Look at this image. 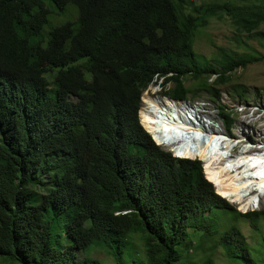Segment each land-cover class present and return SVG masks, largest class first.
Listing matches in <instances>:
<instances>
[{"label": "trees", "instance_id": "obj_1", "mask_svg": "<svg viewBox=\"0 0 264 264\" xmlns=\"http://www.w3.org/2000/svg\"><path fill=\"white\" fill-rule=\"evenodd\" d=\"M69 9L75 22L52 21ZM223 14L258 37L264 0L193 7L187 0H0L1 259L104 264L84 255L99 247L134 264H179L194 231L234 264H264V240L254 254L238 226L220 232L208 213L233 206L202 162L156 144L143 107L139 120L142 94L158 78L170 98L205 92L219 102L229 73L264 59L225 48L212 59L195 51L198 32ZM187 77L198 85L186 86ZM238 87L244 96L247 88ZM220 105L229 131L234 118ZM242 217L256 227L264 211ZM134 235L141 251L130 247ZM193 264L216 263L207 257Z\"/></svg>", "mask_w": 264, "mask_h": 264}, {"label": "rangeland", "instance_id": "obj_2", "mask_svg": "<svg viewBox=\"0 0 264 264\" xmlns=\"http://www.w3.org/2000/svg\"><path fill=\"white\" fill-rule=\"evenodd\" d=\"M173 1L175 2L176 0ZM206 1H219V2L229 1L235 4H243L250 2L259 3L262 0H187V4L189 7H193L195 4H200ZM70 7H73L77 10L75 6H70ZM73 17L74 18L76 17V19H74ZM76 20H77V16L72 9H69V11L65 14H59L57 18H52V21L56 25H61V23L67 21L75 22ZM48 28L49 27H47L46 29ZM257 33H260V36L252 37V35L244 31L238 30L235 27V25L232 23L228 15L226 14L218 15L216 17L211 18L209 25L198 32L194 44V49L199 55L210 59L217 57L220 54L221 48H225L228 51L235 50L241 53L247 52V53L255 54L257 56H264V38L263 36H261L264 35V23H262L257 28V30L253 35L256 36ZM54 73L55 72L46 74L50 82L54 80V75H55ZM228 75L229 78L227 82L223 85H219L218 87L220 91L219 102H215L213 98L208 93L205 92L201 93V95L198 97L189 96V99L187 100L189 106L193 107L194 111H196L197 113H206L208 115L211 114L214 115L215 118L212 119V118H208L206 114H202L203 119H206L211 123L213 122L215 125L220 127L221 130H224L225 132L227 131V133L230 135V137H228L226 133H222L224 136L223 138L224 142L221 138L218 142V145L222 142H223V146L232 145V147H234L233 151H231V149L228 148L227 150L222 149L221 153L229 152L237 156L245 152L244 154H242L243 157L245 158L244 160L242 158L237 159L234 155L233 158L231 157L226 161V166L223 165L224 168L223 166L222 167L219 166V168L221 167L220 169H218L219 172H222V170L227 168L228 165H231L234 162L236 163L237 161H239V159L241 161L243 160L244 162H248L250 161L251 156L254 157L257 156V155H253V153H256L258 151L256 149L258 148V145H261L259 139L261 133L257 128L260 124H263L264 122V59L258 62L249 63L246 67H240L234 70L233 72L229 73ZM215 77L216 75H212L208 80L209 83H211L215 79ZM161 82H162V78H158L153 84H151L148 87L147 90L144 91L142 104L145 103V100L149 101L151 99L150 97L146 96V93H148L149 96L159 95L162 97L163 91L165 89H162V85L160 84ZM184 83L186 86H192V87H196L198 85V82L193 81L190 77H187ZM171 86L172 84L169 83L166 86V88H170ZM238 86H245L247 88L246 89L247 91L244 96H242V94L236 91V90L244 89L243 87L240 88ZM162 98L168 100V98L165 97ZM220 104L224 105L227 108L226 110L230 111L232 113V117L234 118L232 122L233 123L232 127L229 131L227 130L220 115V106H221ZM143 111H144V115H146L147 112L144 106H143ZM259 114L262 115V118H259L260 116ZM139 117L141 118V111ZM143 121L146 122L145 119H143ZM243 127H247L245 128L246 134L243 133L241 130ZM210 130L213 131L211 132L212 134L217 133L216 131L214 132V129H210ZM262 132L263 135L264 129ZM209 134L210 133L207 132L203 136L204 140L205 139L207 140L206 141V143H208L207 145L210 144L209 140L213 139L211 137L212 135ZM219 135L220 134L218 133V137ZM247 137H251L250 140ZM216 140L217 139L214 137L213 141ZM238 141H243L244 145L242 147L240 145L235 146V144H237ZM205 147L203 149H206ZM162 148L171 152L168 148L165 147ZM174 151H179V154L182 156H186V157L188 156L190 158H196V159L199 158V155L197 154L196 151L194 152L193 155H191L189 152L185 153V151L182 148L174 149ZM171 153L173 154V152ZM248 153L250 156L248 155ZM200 157L205 160V158L202 156V152ZM201 158H199V160ZM211 158L212 161L219 160V158L215 156V154H212ZM257 158H261V157L257 156ZM203 159H201L200 161L202 162L203 165L204 175L206 174L205 177L207 176V178L214 181V183L216 185L218 184V186L222 187L224 184H226V181L224 179L228 178L227 174L224 173L218 176L217 173L219 172H216V170H214V166L211 165L212 162L209 163L210 160L207 161L205 160L204 163ZM209 164L210 167L212 168L208 169ZM229 168L230 167H228L227 170ZM236 173L237 172H234L233 174L236 175ZM237 174H239V172ZM235 179L236 176H234L231 180H235ZM222 189L224 188L220 189L221 192ZM260 194L252 193L248 195V199L246 203L249 204L248 205L249 208L247 207V209H242L237 204L232 203L230 200L227 199L230 202V204L233 206L231 209L213 208L210 212H208L212 217H214L217 220L220 228V232L226 231L231 226L234 225L238 226L245 235L246 240L250 245L251 251L253 253L254 250L262 246L261 243L264 240V222L260 221L259 225L254 227V225H252L247 218L245 219L244 217H242V214L254 210L260 212L264 211V196L261 199L256 198ZM251 201H252V205L250 206ZM79 231L81 233H84L86 231V227L79 226ZM189 240L192 241V244L194 246L187 247L188 249H184L183 252L184 257L181 263L179 264H193L194 261L199 262L207 257L214 259L216 264H234V261L231 260L226 255L224 249L220 245H218L215 241H211L207 235L200 232L191 231L189 234ZM130 247L134 249L133 252L136 251L138 252L142 250V241L140 240V236L138 235L133 236V240L132 243L130 244ZM84 255H87L91 258L99 259L104 264H134L133 260L129 257H123L122 259H117L105 248L92 247L91 249H89V251L85 252ZM260 257H262V255H260ZM0 264H17V263L9 262L0 258Z\"/></svg>", "mask_w": 264, "mask_h": 264}, {"label": "bare ground", "instance_id": "obj_3", "mask_svg": "<svg viewBox=\"0 0 264 264\" xmlns=\"http://www.w3.org/2000/svg\"><path fill=\"white\" fill-rule=\"evenodd\" d=\"M146 96L150 97L151 99L149 101L145 100V103L143 104V106L145 107L146 110V115H144V111H143V117H142V121L143 119H145L146 122H142L145 124L146 130L148 129L151 134H153L156 139L158 140L159 143L162 144L163 147L165 148H170L171 146H174L173 144H171L169 141H165L164 137L162 136L161 132H166L168 134L171 135H176L179 136L182 141H184V145L181 147L185 153H190L191 155L194 154V152L196 151L197 154L199 155V158H201V152H202V156L205 158V160H210L211 165L214 166V170H216V172H219L218 169H220L223 165L226 166V161L229 158H233V156L235 154L233 153H221L222 149H228L230 148L231 151H233L232 145L230 146H223V142H224V136L222 133H225L224 130H221L220 127H218L217 125H215L213 122H209L211 126H207L208 129H214V132L216 131L217 133H210L209 135H212L211 137L214 139V137L217 139L216 141L209 140L210 144L207 145L208 143H206V141H204L203 143L200 142L198 147H193L192 145L195 144V142L198 140V135L199 134H204L207 132V128L204 127V129L202 127L197 126L194 123H191L188 120V114H192L190 115V118L193 120H196L197 122L202 121L201 123H204L203 121V115L202 114H206V113H197L196 111H194L193 107H190L189 104L187 103V101L183 100V101H179V100H171V98H168V100L163 99L162 97L164 96H159V95H153V96H149L148 93H146ZM167 98V97H165ZM146 99V98H145ZM152 104L151 107L146 104ZM169 109V110H167ZM178 112L180 115L184 116H179L177 118L173 117L174 112ZM166 113V114H164ZM255 113V111H254ZM255 115V114H253ZM260 115V114H259ZM206 116L208 118H215L214 115H208L206 114ZM259 118H262V115L259 116ZM206 120V119H205ZM255 120V118H254ZM261 123V121H260ZM202 126H205V124H202ZM256 126V125H255ZM216 127V128H214ZM247 127H243L241 130L243 133L246 132ZM259 130V132L261 133L259 139H260V144L261 146L259 148H256L258 151L256 153H253V155H257L258 157L261 158H257L254 156H251L250 161L248 162H244L243 160L245 159L243 157L241 153L240 155H235V157L238 158H242L243 160L241 161L239 159V161H237L236 163L234 162L231 165H228V167H230L228 170L227 168L223 169L222 172L217 173L218 176H220L221 174L226 173L228 178H225L224 180L226 181V184H224L221 188L222 189V194L228 199L230 200L232 203L237 204L240 208L242 209H247L248 207V203H246L247 199H248V195L254 193H261L258 197V199H261L264 196V134L262 135V131L264 129V122L263 124H260L257 128ZM147 130V131H148ZM148 131V132H149ZM218 133L220 134L218 137ZM246 134V133H245ZM247 136V135H246ZM222 138L223 142L220 143L218 145L219 140ZM249 140L251 137H247ZM197 143V142H196ZM206 144V145H205ZM215 144V145H214ZM214 145V146H213ZM243 146L244 143L243 141H238L237 144H235V146ZM206 146V147H205ZM206 149H203V148ZM174 149H180L179 146H174ZM250 151V150H249ZM178 156L181 157H186V156H182L179 154V151H174ZM181 153V152H180ZM212 154H215V156H217L219 158V160H213L212 161ZM249 155V153H248ZM250 156V155H249ZM188 157V156H187ZM248 157V156H247ZM203 159V158H201ZM235 159V158H234ZM205 160L203 159L204 163ZM231 160V159H230ZM229 164V162H228ZM253 165V166H252ZM219 166H221L219 168ZM250 166V167H248ZM212 168L210 167V164L208 166V169ZM224 168V166H223ZM233 169V170H232ZM215 172V173H216ZM229 172V173H228ZM234 172H239V174L236 173L233 174ZM234 176H236L235 180H231ZM247 177V178H246ZM224 178V177H223ZM223 181V179H222ZM249 183V184H248ZM218 187V184H217ZM219 189V188H218ZM250 192V193H249ZM223 196V197H224ZM250 198V197H249ZM257 199V200H258ZM252 205V201L250 203V206ZM249 208V207H248Z\"/></svg>", "mask_w": 264, "mask_h": 264}, {"label": "clouds", "instance_id": "obj_4", "mask_svg": "<svg viewBox=\"0 0 264 264\" xmlns=\"http://www.w3.org/2000/svg\"><path fill=\"white\" fill-rule=\"evenodd\" d=\"M86 74H88L87 76H89V73L87 72ZM153 84V83H152ZM151 85V84H150ZM149 85V86H150ZM148 89V88H147ZM146 89V90H147ZM144 93V92H143ZM162 96H164V97H167V98H170L169 96H166V95H162ZM142 97H143V94H142ZM142 97H141V101H142ZM171 99H173V98H171ZM174 100H176V99H174ZM146 105H148V107L150 106L151 107V103L150 104H146ZM142 107H143V104L141 105V108H140V110H139V116H140V111H141V109H142ZM166 108V107H165ZM167 109V108H166ZM167 110H169V109H167ZM164 114H166V113H164ZM188 114V120L191 122V123H194V124H196L197 126H199V127H202L203 129H204V127H206L207 128V126L208 125H210V123H209V121H207V120H205V119H203L204 121V123H201L202 121H199V122H197L196 120H193V119H191L190 118V115H189V113H187ZM179 116H184V114L183 115H180L177 111L176 112H174V114H173V117L174 118H177V117H179ZM139 120H140V123H141V118L139 117ZM202 124H205V126H202ZM142 125V124H141ZM143 126V125H142ZM208 129V128H207ZM148 132V131H147ZM208 133H211V132H213L212 130H210V129H208V131H207ZM206 132V133H207ZM205 133V134H206ZM226 133V135L228 136V137H230V135L227 133V131L225 132ZM149 134L152 136V138H153V140L156 142V144H158L160 147H163L162 146V144L161 143H159L158 141H157V139H156V137L153 135V134H151L150 132H149ZM161 134H162V136L165 138L164 140L167 142V141H169L171 144H173L174 146H179V148H181L185 143H184V141H182V139L179 137V136H176L175 134L174 135H171V134H168V133H166V132H161ZM203 136H204V134H199L198 135V139H200V141L203 143L204 141H203ZM180 142H182V143H180ZM174 146H171L170 148H168L171 152H173V154H174V156H176V157H180V158H188V157H181V156H178L175 152H174ZM199 159V158H198Z\"/></svg>", "mask_w": 264, "mask_h": 264}, {"label": "water", "instance_id": "obj_5", "mask_svg": "<svg viewBox=\"0 0 264 264\" xmlns=\"http://www.w3.org/2000/svg\"><path fill=\"white\" fill-rule=\"evenodd\" d=\"M185 101H187V100H185ZM203 141H204V138H203ZM207 141V140H206ZM201 160V159H200Z\"/></svg>", "mask_w": 264, "mask_h": 264}]
</instances>
